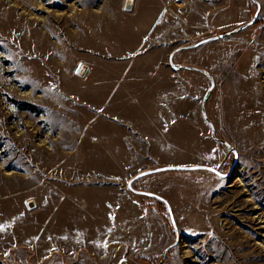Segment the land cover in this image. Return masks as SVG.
<instances>
[{
	"label": "rangeland",
	"instance_id": "374dc122",
	"mask_svg": "<svg viewBox=\"0 0 264 264\" xmlns=\"http://www.w3.org/2000/svg\"><path fill=\"white\" fill-rule=\"evenodd\" d=\"M127 2L0 0V264H264V0ZM136 58L171 95L128 128L90 79ZM196 165L132 184L175 224L127 187Z\"/></svg>",
	"mask_w": 264,
	"mask_h": 264
},
{
	"label": "crops",
	"instance_id": "0c3cea01",
	"mask_svg": "<svg viewBox=\"0 0 264 264\" xmlns=\"http://www.w3.org/2000/svg\"><path fill=\"white\" fill-rule=\"evenodd\" d=\"M123 64L128 65L127 68L133 75L126 78H119V71L124 69L123 67L115 68L113 71H115V73L117 71L116 74H118V78L114 79L115 73L109 70L106 77L100 79L99 84L96 82L95 78L90 79L91 90H96V88L99 87L100 90L106 92V103H103L104 106L100 109L101 112L108 111L110 113L115 110L123 115V122L126 127L134 128L133 123L129 124L127 122H134L136 106H147L149 104L147 100L148 97L159 95L160 97L167 98L171 93L163 88L166 86L165 83L167 80L165 79L166 74L162 72V68L166 69V67L163 66V62H160V60L150 58L139 60L136 58L127 60V62ZM118 67H120V65ZM169 70L172 72L173 69L169 67ZM182 70L186 69H180L175 72L178 73ZM157 76H159V79L156 78ZM176 95L178 94L176 93ZM137 174L139 173L134 174V176Z\"/></svg>",
	"mask_w": 264,
	"mask_h": 264
},
{
	"label": "water",
	"instance_id": "95a60500",
	"mask_svg": "<svg viewBox=\"0 0 264 264\" xmlns=\"http://www.w3.org/2000/svg\"><path fill=\"white\" fill-rule=\"evenodd\" d=\"M257 17V14L255 15V18L250 22V24H253L255 22V19ZM241 29L239 30H236L230 34H226V35H223V36H220V37H215V38H208L206 40H203L195 45H192V46H187V47H184V48H177L175 49L169 56V60H168V64L170 65V67L174 70V71H178L180 69H186V70H193V71H198V70H195V69H192V68H180V67H176L173 63V57L176 53L178 52H182V51H188V50H193V49H196L202 45H205L209 42H213V41H217L219 39H224V38H227V37H230L231 35L239 32ZM205 76H207L206 74H204ZM210 83H211V88H210V92L214 89V82L212 79H210ZM206 99L203 100V104L201 106V110H202V115L204 117V119L209 123L210 125V128H211V137L212 139L219 143V144H224L228 150L234 155V162H233V167L232 169L234 168V166H236V163L238 161V154L236 152V150L230 146L228 143L226 142H223V141H220L218 139L215 138L214 136V128L212 126V124L209 122V120L207 119V116H206V112H205V109H204V103H205ZM231 169V171H232ZM197 170H201V171H208V172H211L213 174H216L220 177H223V178H226L227 176L226 175H223L221 173H219L216 169L212 168V167H208V166H202V165H196V166H165V167H162V168H157L155 170H151V171H143V172H140L139 174H137L136 176H134L133 178H131L128 182V189L134 193V194H137V195H141V196H150V197H155V198H158L160 200H162L163 202H165V204L167 205V209H168V213H169V216H170V220L173 224H175V221H174V218H173V215H172V211L170 209V206L168 205V203L166 201H164L163 199L159 198L158 196L154 195V194H150V193H146V192H141V191H136L133 189L132 187V184L137 181L138 179L142 178V177H145V176H148V175H152V174H156V173H160V172H165V171H197ZM231 171L228 175L231 174ZM176 244L170 246L169 248L166 249V251L164 252L163 254V259L161 260V262L159 264H163V261H164V257L166 255V252L173 246H175Z\"/></svg>",
	"mask_w": 264,
	"mask_h": 264
},
{
	"label": "bare ground",
	"instance_id": "6f19581e",
	"mask_svg": "<svg viewBox=\"0 0 264 264\" xmlns=\"http://www.w3.org/2000/svg\"><path fill=\"white\" fill-rule=\"evenodd\" d=\"M128 1H129V2H127V3H128L127 5H130V3H131L130 1H131V0H128ZM41 20H42L41 18H39V17L37 18V21H41Z\"/></svg>",
	"mask_w": 264,
	"mask_h": 264
},
{
	"label": "flooded vegetation",
	"instance_id": "af4514ba",
	"mask_svg": "<svg viewBox=\"0 0 264 264\" xmlns=\"http://www.w3.org/2000/svg\"><path fill=\"white\" fill-rule=\"evenodd\" d=\"M207 116V115H206ZM207 122V121H206ZM210 122V121H209ZM207 124H209L208 122H207ZM210 126V125H209ZM213 126V125H212ZM164 204V203H163Z\"/></svg>",
	"mask_w": 264,
	"mask_h": 264
}]
</instances>
